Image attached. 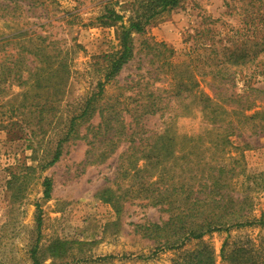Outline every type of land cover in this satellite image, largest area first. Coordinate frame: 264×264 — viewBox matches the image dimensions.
<instances>
[{
	"label": "rangeland",
	"instance_id": "374dc122",
	"mask_svg": "<svg viewBox=\"0 0 264 264\" xmlns=\"http://www.w3.org/2000/svg\"><path fill=\"white\" fill-rule=\"evenodd\" d=\"M39 1L37 5H33L34 0L22 1L19 10L13 11V4L8 10H0V13L9 12L0 18V35L10 36L2 53L0 51V264H32L28 250L37 237V203L43 210L41 246L45 253L41 255L44 264H187V256L197 249H206L215 264H233L228 256L236 242L264 240L263 224L205 232L201 238L191 239L180 248L159 249L152 237L144 235L145 229L141 231L137 226L162 223L169 217L164 207L138 192L149 174L135 173L131 168L136 160L134 154L121 155L126 148L124 144L107 157L98 152L89 159L90 146L81 137L88 123L81 126L79 136L65 143L59 161L47 168L41 167L43 160L51 158L61 130L52 115H63V125L76 100L94 90L97 72L93 56L120 48V23L100 20L106 0ZM126 1L120 0L121 3ZM249 10H264V0H183L178 7L159 14L146 33L134 35L137 50L145 37L154 38L174 49L175 62L188 61L194 58L190 54L192 48L198 47L196 53L203 54L206 42L220 40L230 45V29L243 27ZM20 29L28 32L11 38ZM37 34L45 36L47 42L58 41V46L68 53L70 70L64 100L47 105L45 118L41 113L42 103L48 95H53L55 87L41 90L36 85L35 66L42 64L40 55L26 56V64L35 68L31 75L23 63V84L13 83L14 74L6 73L24 46L33 52L41 46L48 53L49 48ZM212 34L215 36L210 40ZM11 53L14 54L11 60L3 59ZM147 59L141 51L125 65L118 81L108 86L100 102L119 98L129 107H135L136 101L129 97L142 86L132 91L126 83L144 74L161 78L154 81L153 88H169L159 64ZM195 79L200 81L195 94L203 90L213 96V86L219 89L216 94L222 96L221 101L217 100L230 110V95L218 81L202 78L197 73ZM255 85L264 88V78ZM162 94L170 99L161 103L168 107L163 112L149 113L142 120L145 128L141 130V137H153L145 139V144L157 140L154 135L160 132L173 138L175 148H180L185 135L201 136L198 141L202 163L208 162L216 170L223 165L229 172L228 184L222 191L236 197L251 195L253 215L264 217V132L245 128L230 135L229 121L234 115L223 114L217 122H211L204 118L195 101L190 107H181L182 104L166 92ZM225 99L229 104L222 102ZM98 121L96 113L92 122L97 124ZM224 134H229L226 141L222 140L217 147L212 144V140ZM178 161L174 167L167 161L165 169L171 167L173 174H182L185 178L194 174L198 181L206 180L208 163L191 166L192 162ZM137 164L139 168L148 167L154 173L153 179L164 166L153 169L143 159ZM233 167L235 171L230 172ZM127 168L131 169L126 174ZM46 176L53 182L48 199L44 198L42 184ZM105 256L108 258L104 260H84Z\"/></svg>",
	"mask_w": 264,
	"mask_h": 264
},
{
	"label": "trees",
	"instance_id": "16d2710c",
	"mask_svg": "<svg viewBox=\"0 0 264 264\" xmlns=\"http://www.w3.org/2000/svg\"><path fill=\"white\" fill-rule=\"evenodd\" d=\"M22 1L27 0H0V10H8L13 4L12 10H19ZM183 0H127L121 3L120 0H106L101 21L118 24V36L120 48L103 54H95L94 65L96 66L97 80L94 90L90 94L76 100L73 108H70L65 122L63 115L57 118L59 122L58 140L49 159L43 160L42 168H47L55 164L62 156L64 145L73 136H79L81 126L88 123L86 132L81 135L90 146L87 156L90 159L93 154H101L107 157L113 154L118 147L126 145L122 152L134 154L136 160L131 168L135 173L149 174L140 184L138 192L143 197L152 199L153 203L160 204L169 212V217L162 223L137 224L144 230V235L152 237L158 244L159 249H177L186 244L191 239H199L205 232L228 229L231 227H245L263 225L264 217L256 218L253 215L254 200L251 195L234 196L222 191L228 184V174L225 166L220 165L217 170L208 162L202 163L200 156V145L198 138L183 137L180 148L173 138L165 137L164 132L155 134L157 140L148 141L141 137L145 125L142 120L149 113H157L168 107L161 103L170 101L164 98L166 92L181 107L192 105L195 101L197 107L202 111L204 118L211 122H217L218 117L228 113L234 115L230 117V135L238 129H250L253 132H264V88L255 84L264 78V10H249L246 15L245 25L241 28L230 29V45L222 44L220 40L206 42L202 53H196L198 47L192 48L190 54L194 58L175 62L173 48L164 42L156 41L154 38L145 37L138 49L134 35L147 32L152 21L166 10L178 7ZM41 3L34 0L33 5ZM263 5V4H262ZM119 6L122 9H118ZM9 12L0 13V18L5 17ZM19 17V14L18 16ZM104 22V23H105ZM32 29V28H30ZM211 32V29L207 30ZM28 30L20 29L13 36H20ZM215 35H210V40ZM37 37L44 40L43 45L49 48L48 53L44 47L38 46V50H30L22 47L18 52V57L12 60L13 66L6 70L7 74H14L13 83H24V69L22 67L28 54L40 55L42 64L37 67L35 73L36 85L42 88L53 89V95H48L42 103L41 113L45 118L48 111L47 105L53 102L64 100L66 91V80L70 70L68 66V53L58 46V41L47 42L46 37L37 34ZM9 35H0V51L2 53L9 40ZM145 52L147 60L152 64H159L162 72L168 79L169 88L154 86V81L161 78H153L151 75H141L126 83L128 89L134 91L136 87L142 89L135 95L130 96L131 101H136L135 107H129L121 99L100 102L105 96L108 86L118 81L117 77L125 65L133 60L140 52ZM13 53L4 56L3 59L11 60ZM202 56V58H201ZM2 59V60H3ZM35 60H31V63ZM26 64V62H25ZM28 71L32 73L33 67L26 64ZM34 67V68H35ZM209 77L218 81L224 92L230 95V110L219 102L222 97L217 95L219 89L213 90V96L199 90L195 94V89L200 81L195 79ZM10 76V75H6ZM6 80V79H5ZM220 97V98H219ZM221 101V100H220ZM229 104L228 100H222ZM258 103H262L260 106ZM98 114V123L92 122L95 114ZM229 135V134H228ZM228 135H221L212 144L216 147L226 141ZM223 141V142H224ZM35 150V148H34ZM129 153V154H130ZM131 154V155H132ZM146 160L153 169H158L170 161L173 167L178 165L179 159L184 162H192L191 166H201L208 163V175L206 180H199L198 176L192 174L190 178H185L182 174H173V170L165 169V165L159 168L156 179H153V172L148 167L139 168L138 160ZM176 163V164H175ZM183 165V164H182ZM207 165V164H206ZM235 167V166H234ZM230 168V172L235 168ZM126 169L127 172L131 169ZM165 169V170H164ZM168 172V173H166ZM227 178V179H226ZM256 184L257 182L254 181ZM44 186V198H50L53 190V182L49 177H45L42 182ZM258 185V184H257ZM43 226V210L40 203H37L36 229L37 237L34 239L28 250L32 264H44L41 246ZM55 243V242H54ZM63 244L62 242H58ZM56 246H54L55 248ZM225 257V252L223 254ZM230 262L233 264H264V240L256 243L253 240L236 242L230 252ZM108 258L99 257L96 259L86 258L84 260H104ZM187 264H215L214 258L206 249H197L191 252L186 259Z\"/></svg>",
	"mask_w": 264,
	"mask_h": 264
}]
</instances>
